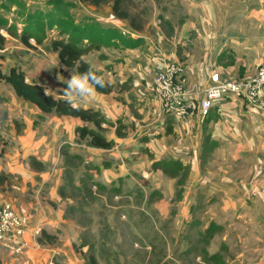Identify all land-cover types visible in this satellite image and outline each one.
<instances>
[{"label":"crops","instance_id":"obj_1","mask_svg":"<svg viewBox=\"0 0 264 264\" xmlns=\"http://www.w3.org/2000/svg\"><path fill=\"white\" fill-rule=\"evenodd\" d=\"M189 1L194 6L199 2L203 8V15L195 16L191 23L182 21L178 28L166 20L165 24L169 27L170 34L156 24H152L154 26L151 28L152 32H147V29L133 30L123 21L113 20L114 17L109 12L107 18L109 16L110 20L107 21L113 28L123 29L131 39L138 38L140 43L132 48L123 46L115 50L116 56L118 53L121 56L116 57L114 53L111 59L107 54H103L102 49L100 52L108 58L102 56L97 65L83 57V60L95 70L102 71L104 79L113 86V91L108 95L96 92L94 96L81 101V108L98 111L112 124L111 127L104 124L102 126L105 139L114 142V146L109 150L91 148L85 142H78L75 128L90 127V124L81 123L71 117H58L54 113L42 114L34 105L18 98L12 89L7 93L0 89V98H3L0 105V123L5 120L4 114L6 116L10 114L21 115V122L24 125L22 132L17 135L9 122H5L11 149L0 157V171L12 175V190L10 193L4 192L0 187V205L3 202L12 203L20 213L29 217L31 223L39 224L49 234L57 228L66 229L62 211L54 209L48 202L49 200L58 203L61 200L58 189L64 183L61 174L65 166L61 163L63 154L60 152L63 145H66L71 154L80 155L85 163L91 161L98 165L99 174H94L96 178L94 180L102 185L131 178L134 180L132 188L146 190L148 187L146 183L152 184L154 177L158 176L163 182L164 178L169 182L172 180L174 188L175 179L163 175L159 170H152V159L144 151L148 150L155 159H179L189 167L186 175L189 191L186 196H182L184 201H190L189 198L192 196L190 192L193 193L198 187H207V191H215L213 186H218V182L213 179L221 175L219 181L224 183L225 192L228 193L227 199L221 201L224 205L234 208L235 214L233 222L228 225L227 233L232 235L235 231L238 241L245 246L253 241L250 242L253 247H246L245 250L258 253L256 256L264 255V111L250 110L237 98H230L216 102L208 118H201L195 113L179 120L161 116L158 102L151 92L155 75L169 62H180L185 66L188 85L193 83L204 85L213 73H218L226 80H244L253 76L258 67H264V0H260L262 1L260 5L258 0L240 1L249 13L242 18L239 37L232 38L226 35L229 41L235 44L232 48L238 54L232 57L227 55L230 54L227 53L229 48L211 52L207 29L210 25L214 26L213 19L217 15L216 0ZM248 18H253L250 22L253 25L250 28L256 27L255 37L248 35L251 32L247 23ZM244 19L245 27L242 25ZM174 32L176 34L173 37ZM197 36H202L200 39L204 47L198 54L197 48L193 45ZM83 42L87 43L86 40ZM236 46L242 49L239 50ZM54 55L56 58L57 54ZM23 65L20 70L25 74L27 81L25 82H33L29 77L32 78L38 71L39 59L32 56L30 63L24 62ZM57 68L62 70L59 66ZM62 71H65L68 79L73 70ZM43 78L46 79V76ZM35 83L42 86L47 95L55 99H65L64 90L52 91L39 82ZM262 97L264 99V88ZM2 112L5 113L2 115ZM118 120L126 126V129L122 130L125 134L123 137L116 135ZM34 122L37 124L34 125ZM75 147H84L85 150ZM205 152H209L212 159L219 156L220 152L223 156L224 154L231 156L233 160L239 158V163L244 166L242 169L236 168V163L231 161L229 168H220L209 161L202 167L201 158ZM31 157L42 163L43 168L31 166ZM103 163H108L109 166L104 167ZM29 185L37 187V190L28 200L24 199L23 194ZM40 190L45 191L46 197L39 195ZM160 192L163 193V190ZM210 200L211 198L207 201ZM181 215L183 221L187 211H183ZM212 219L217 222L216 217H210V221ZM226 237L227 234H224L223 240ZM31 241L42 251L49 245L38 244L37 237L29 228L23 235L24 246H28ZM50 250L52 253L55 250L61 252L62 248L54 247Z\"/></svg>","mask_w":264,"mask_h":264},{"label":"rangeland","instance_id":"obj_2","mask_svg":"<svg viewBox=\"0 0 264 264\" xmlns=\"http://www.w3.org/2000/svg\"><path fill=\"white\" fill-rule=\"evenodd\" d=\"M240 1L242 0H216L217 15L213 19L214 26L210 25L207 29L212 53L229 48L227 53L230 54H225L230 57L238 55L232 48L235 44L229 41L228 36L239 37L242 18L249 13ZM258 1L260 5L262 1ZM195 4L196 6L192 5L189 0H126L123 3V9L131 18L139 20L143 30L152 32L151 28H154L152 24H156L170 34L169 27L165 24L166 20L178 28L182 21L191 23L195 20V16L203 15L200 3ZM109 12L112 13L109 3L93 6L78 0H0V35L5 38L4 49L0 51L3 56L0 60L1 71L7 74L11 67L21 69L24 62L29 64L32 56H37L40 67L32 78L29 77V80L39 82L52 91L63 92L67 87L64 83L67 82V77L62 70L67 69L62 68L57 56L55 58V53L50 50L51 42L65 40L70 36L74 26L87 24L95 29L103 30L104 36L110 34L106 31L116 30L114 32H118L117 34L121 37L113 43L116 45L102 46L99 51L93 50L84 56L85 60L93 65H97L103 54H107L111 59L114 53L116 56L115 50L122 48L124 40H128L130 35L123 29L113 28V25L107 21L110 20L109 16L107 18ZM112 19L116 21L115 17ZM252 20L253 18L247 19L249 30H251L248 35L255 37L257 29L250 28L253 25L250 23ZM242 25L245 27L246 19ZM175 34L174 32L173 37ZM21 37L28 38L30 47L23 45ZM200 38L202 36H197L193 41V45L198 50L196 54L202 52L204 48ZM89 45L88 42L79 43L82 48ZM255 46L252 45V47ZM102 49L103 54L100 52ZM237 49L241 50L242 47ZM120 56L118 53L116 57ZM104 58L108 57L104 56ZM58 66L62 70H59ZM43 76H46V79ZM0 89L7 93L11 88L1 82ZM2 101L3 98H0V105ZM3 113L5 112H2V115ZM3 118L5 120L3 119L0 123L2 141L0 157L5 151L11 149L5 122H9L16 134L17 126H21V132L24 128L21 115L6 116L4 114ZM39 119L38 121L41 120ZM36 124L37 122H34V125ZM75 148L85 150L84 147ZM67 152L72 153L68 150ZM224 155L220 152L219 156L212 159L210 153L205 152L201 158V165L204 167L210 161L212 164H217L215 167L229 168L232 161L236 163V168L242 169L244 166L239 163V158L233 160L231 156ZM61 163L65 166L61 174L64 182L61 194L58 189L61 200L58 203L49 200L48 202L54 209L58 208L62 211L66 229H55L52 234L56 240L47 245V249L43 251L32 241L24 247L12 245L1 247L0 264H53L55 262L93 264L87 258L89 254L94 256L96 264H214L206 260L205 252L218 253L223 258L224 264H264V255L256 256L258 253L245 250L246 247H253L250 244L253 241L245 246L238 241L235 231L232 235L227 233L228 225L233 222L235 214L234 208L224 205L221 201L228 196L224 183L219 181L221 175L213 179L218 182V186H213L215 191H207V187H198L193 193L190 192L192 195L188 197L190 201H184L183 197L189 191L186 176L175 178L174 188H172V180L169 182L167 178H164L163 182L155 176L152 184L146 183L148 185L146 190L132 188L134 180L131 178L119 179L117 182L104 185L105 189H99L94 180V174H99L98 165L91 161L87 164L82 157L67 160L64 155ZM235 167L233 166L234 169ZM10 176L12 178V175ZM112 188L114 191L111 190ZM161 189L163 193L160 192ZM171 189L172 193H170ZM1 190L11 192L3 190L2 187ZM35 190L37 187L29 185L23 194L24 199L29 200ZM151 193L154 194L151 195ZM39 195L46 197L43 190L39 191ZM209 198L211 200L207 201ZM183 211H187V215L182 221ZM210 217H216L217 222L215 223L213 219L212 222L220 227L212 237L203 234ZM224 234H227V237L223 240ZM83 242L87 245L82 246ZM54 247L62 248L61 252L55 250L52 253L50 249ZM44 253L45 256L42 257ZM260 258L263 259L260 260Z\"/></svg>","mask_w":264,"mask_h":264},{"label":"trees","instance_id":"obj_3","mask_svg":"<svg viewBox=\"0 0 264 264\" xmlns=\"http://www.w3.org/2000/svg\"><path fill=\"white\" fill-rule=\"evenodd\" d=\"M79 2L89 3L93 6H99L100 4L109 3L112 15L121 21H125L129 28L137 31H141L143 26L139 24V20L134 17H130L127 12L123 9V3L126 0H78ZM107 30V29H106ZM116 30H108L106 33L109 35L104 36L103 30L95 29L93 26H88L87 24L83 26H74L70 31V36L65 40H54L50 44V50L57 54V59L64 69H71L75 72L83 73L87 71L88 67L91 66L89 63L83 60V57L89 54L91 51H99L102 46L110 47L116 39L121 37L114 32ZM112 32V33H111ZM23 45L30 47L28 44L27 37H21ZM86 40L90 45L88 47H80L79 43ZM5 38L0 35V51L4 49ZM38 42V41H37ZM140 43L138 38H128L124 40L125 47H135ZM3 56L0 54V60ZM222 59V55L219 58ZM94 69V68H93ZM95 70V69H94ZM97 75L103 77L102 71L95 70ZM104 78V77H103ZM25 74L15 67L9 69L7 74H4L0 69V83L11 87L14 94L22 99L23 101L34 105L42 114L54 113L58 117L66 116L77 119L81 123L90 124L88 126H79L75 128V134L78 138V142H85L88 147L109 150L114 146L113 141H107L103 135L102 125L111 127L112 124L106 121L98 111L91 109L79 108V110H74L70 107L65 99H55L51 95L45 94V89L42 86L37 85L35 82L26 83ZM105 80V79H104ZM106 86L103 88L97 87L96 92L100 94L108 95L113 91V86L110 85L106 80ZM41 119V118H40ZM39 119V120H40ZM17 123V122H15ZM116 135L117 137L125 136L122 133L123 129H126V126L122 125L120 120L116 122ZM21 132V126H17V135ZM0 142L1 139H0ZM148 151V150H147ZM149 158L152 159L151 168L153 171L159 170L163 175L172 178L179 179L183 176H186L188 173L189 167L185 165L179 159H155L154 155L151 152H147ZM61 154L67 157L68 159H80L78 154H68L66 150V145L61 146ZM31 166H36L38 169H42V163L36 161L34 157L30 158ZM104 167L109 166L108 163H103ZM99 189H105L104 185L97 182ZM0 187L3 190L11 191V176L10 174L0 171ZM63 185L60 186L59 192L63 189ZM119 189V188H118ZM114 191V188L111 189ZM62 192H60L61 194ZM154 193H151L153 195ZM150 195V196H151ZM71 208V207H70ZM69 208V209H70ZM220 228L214 222H210L207 227L204 229L203 234L212 237L216 230ZM56 240V237L53 234H49L43 229L41 230L40 235L37 238L39 244H52ZM82 246L87 245L86 242L81 244ZM205 257L207 261H211L214 264H224L223 258L218 253L208 254L205 252ZM88 260L93 264H96V260L93 255L87 256ZM53 264H58L57 262Z\"/></svg>","mask_w":264,"mask_h":264},{"label":"built area","instance_id":"obj_4","mask_svg":"<svg viewBox=\"0 0 264 264\" xmlns=\"http://www.w3.org/2000/svg\"><path fill=\"white\" fill-rule=\"evenodd\" d=\"M185 71L182 63L169 62L155 75L152 93L161 116L180 120L196 113L201 118H208L216 102L230 98H237L250 110L264 111L263 66L244 80H226L213 73L204 85H188ZM29 228L35 237L42 230L39 224L31 223L29 217L20 213L12 203L3 202L0 205V248L6 245L24 247L23 235Z\"/></svg>","mask_w":264,"mask_h":264},{"label":"clouds","instance_id":"obj_5","mask_svg":"<svg viewBox=\"0 0 264 264\" xmlns=\"http://www.w3.org/2000/svg\"><path fill=\"white\" fill-rule=\"evenodd\" d=\"M66 85L63 93L65 102L74 110H79L81 101L94 96L97 87H105L106 82L102 76L96 74L92 66H89L83 73L71 71Z\"/></svg>","mask_w":264,"mask_h":264}]
</instances>
